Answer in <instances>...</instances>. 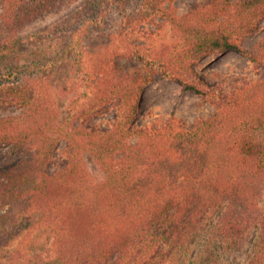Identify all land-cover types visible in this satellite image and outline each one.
I'll list each match as a JSON object with an SVG mask.
<instances>
[{
	"label": "trees",
	"instance_id": "trees-1",
	"mask_svg": "<svg viewBox=\"0 0 264 264\" xmlns=\"http://www.w3.org/2000/svg\"><path fill=\"white\" fill-rule=\"evenodd\" d=\"M75 1L0 0V54L8 56L25 29ZM143 1L171 24L181 48L128 53L138 64L134 77L117 68L105 71L95 101L99 108L117 101L109 128L70 127L52 89L0 73V103L23 110L0 118V148L29 152L0 171V254L21 233L10 227L38 213L55 248L51 259L38 264H176L190 259L192 237L224 207L213 237L232 253L259 227L250 264H264V76L224 95L195 70L204 58L230 51L264 67V46L259 55L243 47L264 19V0H208L182 16L160 8L174 0ZM156 73L219 110L191 126L170 117L160 126L137 127L142 97ZM61 139L71 153L51 174ZM219 258L207 250L190 264H222Z\"/></svg>",
	"mask_w": 264,
	"mask_h": 264
},
{
	"label": "rangeland",
	"instance_id": "rangeland-1",
	"mask_svg": "<svg viewBox=\"0 0 264 264\" xmlns=\"http://www.w3.org/2000/svg\"><path fill=\"white\" fill-rule=\"evenodd\" d=\"M207 1L174 0L161 4L160 8L182 16ZM16 40L8 56L0 54V73H6L7 78L13 76L17 81L30 78L36 85L52 89L61 118L70 127L101 129L112 125L117 103L115 101L107 108H99L96 104L99 81L105 71L113 72L117 68L134 77L138 64L128 57V53L137 48L147 55L181 48L171 24L155 14L143 0H77L63 11L28 27ZM263 46L264 19L258 32L243 43L253 55L261 54ZM195 70L209 85L220 88L224 95L264 76V67L233 51L208 56L195 65ZM186 78L190 77H183ZM218 110V105L205 103L196 94L185 91L181 82L156 73L146 86L135 125L139 128L151 124L160 126L170 117H176L191 126L197 119H209ZM22 114L23 110L8 100L0 103V118ZM137 142L135 139L131 143ZM28 153L11 146L0 148V171L14 168L27 158ZM69 153L71 146L69 149L68 142L61 139L51 174L64 167V156ZM84 157L88 159L89 170L100 177L88 155L84 154ZM261 205L264 208V197ZM222 211L224 207L209 217L192 237L190 261L183 257L176 264H190L207 250L218 253L222 264L251 263L260 239L259 227L252 230L241 249L226 253L222 242L213 237L217 215ZM16 227L21 233L0 254V264H38L54 256L52 230L43 223L41 214L23 216L10 227V232ZM2 237L5 236L0 233V242Z\"/></svg>",
	"mask_w": 264,
	"mask_h": 264
}]
</instances>
